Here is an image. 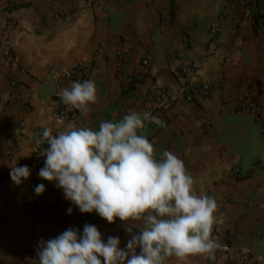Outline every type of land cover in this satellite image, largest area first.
I'll list each match as a JSON object with an SVG mask.
<instances>
[{"label": "crops", "instance_id": "obj_1", "mask_svg": "<svg viewBox=\"0 0 264 264\" xmlns=\"http://www.w3.org/2000/svg\"><path fill=\"white\" fill-rule=\"evenodd\" d=\"M75 1L0 0V264H38L41 241L61 234L54 232L55 217L39 235L28 230V180L15 184L10 166L20 161L43 184L56 186L26 159L36 127L54 123L55 85L70 87L66 69L84 61L92 66L88 80L96 83L98 102L87 115L78 110L76 121L61 130L71 124L98 129L100 122L119 121L129 111L166 119L165 127L146 121L141 133L157 154L169 150L184 162L198 192L227 198L215 199L214 258L194 256L188 264H264V170L254 166L264 156V136L261 123L232 110L240 97L250 96L262 105L264 120V24L255 27L252 14L236 7L221 33L211 35L223 0H99L100 8L88 6L76 18H54ZM195 60L202 61L197 79L214 83L211 95L198 103L156 106L153 85L179 93L185 79L180 66ZM7 118L22 119L23 132L16 135ZM242 161L253 169L236 177L233 167ZM65 200L69 228L82 234L85 224L95 225L105 242L118 237L126 248L130 236L118 218L111 224ZM230 232L235 240L224 251L220 244ZM166 264L180 262L172 257Z\"/></svg>", "mask_w": 264, "mask_h": 264}, {"label": "clouds", "instance_id": "obj_2", "mask_svg": "<svg viewBox=\"0 0 264 264\" xmlns=\"http://www.w3.org/2000/svg\"><path fill=\"white\" fill-rule=\"evenodd\" d=\"M57 95L82 115L99 98L93 80L73 81ZM146 121L161 123L150 113L129 111L119 121L100 122L98 129L71 124L55 135L51 128L42 130L47 147L40 153L46 158L40 178L56 182L82 213L95 212L111 224L118 218L130 239L121 249L118 237L105 242L95 225L85 224L82 234L69 228L41 241L38 264H166L172 257L188 264L194 256L214 258L217 202L197 191L172 151L157 154L141 133ZM10 167L15 184L30 177L28 166ZM34 191L40 195L45 186Z\"/></svg>", "mask_w": 264, "mask_h": 264}, {"label": "built area", "instance_id": "obj_3", "mask_svg": "<svg viewBox=\"0 0 264 264\" xmlns=\"http://www.w3.org/2000/svg\"><path fill=\"white\" fill-rule=\"evenodd\" d=\"M93 7L98 9L101 7L99 0H76L69 12H55L53 14L56 19H71L80 16L86 7ZM236 7H242L248 14H252L253 18H259L260 21L264 20V1L263 0H223V7L216 19L210 24V34L216 36L223 30L227 18L230 16L231 11ZM43 23L39 24L37 29H41ZM128 53L125 51L122 53L123 58L128 57ZM127 60V59H126ZM143 64L147 67L150 66V60L148 58L143 59ZM202 61L195 60L185 63L180 66L179 71L184 76V83L181 86L179 93L171 92L168 87L160 86L158 84L153 85L152 92L155 95L156 106L166 107L170 106L179 100L186 102L198 103L209 97L213 91L214 83L211 79L198 80L197 76L201 68ZM124 63L122 67H124ZM90 73H92V66L86 61L80 62L74 66L66 69L65 77L70 81L83 82L88 80ZM13 84H17V81H12ZM25 86V85H24ZM61 90V87L56 84L53 89V97L55 102V110L52 113L54 123L48 126H38L35 129L36 138L33 141L32 152L27 157L26 162L31 164L36 169H41L45 166V157L40 153L47 147L46 142H42L41 133L45 127L51 128L53 134H57L67 123H73L78 116V110L71 108V106L65 105L57 93ZM233 112L240 115L251 116L256 122L261 123V132L264 136V120H262V105L253 97H240L233 105ZM1 118V117H0ZM161 123L157 126L165 127L167 120L158 117ZM15 125V134L19 135L24 130L23 121L20 118L8 119ZM13 148L7 153V155L13 154ZM22 166L19 161L17 167ZM254 166L264 170V156H258L255 158ZM255 168V169H256ZM253 168L250 167L245 161L236 164L233 167V173L236 177H246L251 173ZM28 180V192L27 200L30 213V221L28 223V230L36 235H39L43 230L45 224L52 218H57L58 223L54 229V232L60 234L67 230L69 227L68 213H67V201L62 195L61 191L56 186L45 185L37 177V175L30 173ZM43 184L45 191L37 195L34 191L35 186ZM215 199L218 201L226 202L227 198L216 195ZM235 240L233 232L226 235V241L220 244L222 250L226 251L230 249L231 243Z\"/></svg>", "mask_w": 264, "mask_h": 264}, {"label": "trees", "instance_id": "obj_4", "mask_svg": "<svg viewBox=\"0 0 264 264\" xmlns=\"http://www.w3.org/2000/svg\"><path fill=\"white\" fill-rule=\"evenodd\" d=\"M263 24H264V20L260 21L259 18L256 17L255 22H254V26L258 28L260 25H263Z\"/></svg>", "mask_w": 264, "mask_h": 264}]
</instances>
